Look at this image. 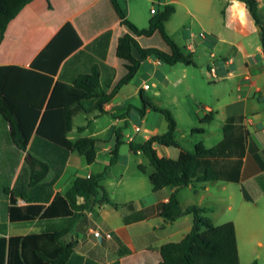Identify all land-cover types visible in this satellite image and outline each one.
Listing matches in <instances>:
<instances>
[{"label": "trees", "instance_id": "16d2710c", "mask_svg": "<svg viewBox=\"0 0 264 264\" xmlns=\"http://www.w3.org/2000/svg\"><path fill=\"white\" fill-rule=\"evenodd\" d=\"M29 1L0 0V42L9 21ZM110 1L125 28L113 51L118 58L116 67L101 62L79 73L71 82L54 80L61 61L83 43L71 21L59 29L28 67L0 65V113L11 122V136L20 149L26 150L32 139L27 158L30 168L28 188H36L50 172L56 176L61 173L72 151L84 155L88 163L96 161L99 139L93 136L72 139L69 134L74 117L92 109L104 113L105 105L113 99L116 91L137 74L142 59L152 57L168 64H196L193 53L185 51L186 46L183 48L167 30L166 23L176 11L172 3L164 4L161 10L156 8L147 25L139 26L129 18L122 0ZM241 1L262 27L260 40L264 52V22L259 15V2ZM49 6H52L50 0ZM158 43L163 48L155 46ZM134 47L140 57L134 54ZM101 66L107 68V74L103 75ZM15 69L19 71H11ZM141 99L139 113L144 115L148 107L161 112L167 128L142 141H129L130 149L148 157L153 169L148 172L144 164H139V168L148 172L153 190L173 189L169 199L162 203L164 223L190 213L193 224L180 240L168 241L158 248L148 247L136 253V258L143 260V264H241L235 222L215 223L206 215L209 205L191 203L183 206L178 191L184 186L196 188L217 180L240 181L250 135L245 116H227L222 124V138L215 145L198 141L190 150L177 139L178 123L171 109L154 104L144 94ZM215 113L210 110L199 117V121L211 122ZM192 131L204 133L206 127L197 126ZM116 133L110 165L117 161L119 146L124 141L122 134ZM155 144L177 147L179 153L175 157L160 155ZM104 175L105 172L76 175L67 190L57 191L54 195L53 188L49 187L45 190L48 204H19V197L28 198L27 190L14 186L9 198L10 221H53L58 218L64 221L43 224L39 230L26 234L8 235L7 223H3L0 217V264H99L79 254L76 241H66L64 235L96 205H117L102 185ZM250 264L264 262L254 260Z\"/></svg>", "mask_w": 264, "mask_h": 264}, {"label": "crops", "instance_id": "0c3cea01", "mask_svg": "<svg viewBox=\"0 0 264 264\" xmlns=\"http://www.w3.org/2000/svg\"><path fill=\"white\" fill-rule=\"evenodd\" d=\"M172 1L180 2V0H163V4L173 3ZM215 1L192 0L191 5L190 3L186 4V12L196 18L200 14L206 15L211 22H214V10L212 8L216 5ZM224 1L225 4L223 5L222 12L226 22L224 25L227 26L226 29H217L210 24L204 26L206 31H204L205 35L200 36L201 41L198 42L200 45L195 40L196 49H190L189 43H193V40L191 39V34H189L186 48L187 52L194 53L198 50L199 46L204 45V41H208L211 45L215 44V46L219 42L232 44L230 55L224 54L218 57L215 53L211 55L213 56V65L217 66L219 74L221 76L226 75L224 78L235 79L238 90L236 97L228 103L224 120L229 115L243 114L250 132L248 148L244 157L239 181L241 185L243 184V201L247 203L243 208V212L239 215L245 222V241L241 239L237 220L231 219L236 225L241 264H250L254 260L264 262V142H260L261 145L255 141L251 144L252 132L250 130V125L256 126V131L258 132H263L264 130V52L260 40L262 27L259 28V24L255 22L243 1ZM50 2L51 7L49 6V0H31L9 21L4 32V37L0 42V65L11 64L28 67L59 29L67 21H71L78 30L83 43L61 61L58 71L54 75V80L61 79L65 82H71L79 73L88 71L101 62H105L112 67L117 66L118 58L114 55L113 51L118 36L125 28L121 24L120 17H118L110 0H50ZM258 2L259 15L264 22V0H258ZM216 13L217 9H215ZM128 16L130 18V13H128ZM131 20L134 21L135 19ZM134 22L139 25L137 21ZM237 32L249 38V42L246 43L244 39L234 37ZM138 39L141 41L140 38ZM251 39L256 43L254 48L249 45ZM133 51L137 57H140L135 47ZM229 59H232V61L229 62ZM144 63L154 64L152 73H149V69L144 68ZM160 63L164 62L152 57L142 59L140 69L133 79L123 84L116 91L113 99L105 105L106 111L104 113L112 112L114 115L113 132L116 136L118 121L126 116L114 111L115 108L128 105V113H139L138 107L142 104H129L128 102L141 99L142 94L158 105L152 100L153 97L147 94V91L151 88L148 79L153 73H156L155 65ZM186 65L192 64H184V66ZM101 69L103 75L107 74V68L101 66ZM181 69L183 71L186 70L185 67ZM11 71L19 70L15 69ZM163 77L165 82L171 81L169 73H164ZM183 77H185V74H183ZM145 84H149V86L145 87ZM159 92V89L155 90V94ZM139 101L142 102V99ZM210 110L214 109L205 107V113ZM151 111L153 109L148 107L144 115L139 113L141 120H145ZM85 113L89 118H96L103 114L97 109H92ZM134 126L136 129V126L139 125L135 124ZM205 127L207 129V126ZM139 130H141V127ZM148 130L151 133L146 134L144 139L153 134L160 133L155 128H148ZM11 131V122L0 113V217L3 223H7L8 235L26 234L39 230L43 224L63 222L64 220L61 218L54 219L53 221L36 219L34 221L12 222L9 219L8 213L9 198L11 189L17 185L21 190L26 189L28 196L27 199L19 197V204L30 202L48 204L49 201L45 197L46 189L49 187L53 188V195L57 191L63 192L66 190L64 189V184L66 183L65 176L70 169L75 151L70 153L61 173L56 176L53 172H50L45 179L37 184L36 188H28L30 168L27 158L29 157L28 150L32 139L29 141L26 150L20 149L16 142L13 141ZM34 131H36V128H34ZM119 132L122 134V131ZM250 144L253 145L252 153ZM98 145L99 149L108 150L112 155L114 154L111 151L113 148L111 145L107 143H101V145L98 143ZM155 148L160 155L174 156L169 153L168 146L155 144ZM178 153L179 148L177 155ZM39 158L43 160V157ZM36 166L40 167L39 165ZM90 173L94 172L86 171L79 175L89 176ZM209 186L210 182L196 188L192 187V185L186 187L193 190L200 188L207 190ZM162 190L163 188L154 190L158 191V193L160 192L161 195L155 192L153 204L141 200L139 204H135V201H132L131 204H120L111 198L117 205L109 203L96 205L100 208L99 214L93 216L94 208L86 211L73 229L64 235V238L66 241L75 240L77 252L99 264H112L114 262L117 264H143V260L136 258V253L148 247L158 248L168 241L180 240L190 231L193 224V216L190 213L183 214L174 221L164 223L161 215L162 203L169 199L173 189L169 188V192H163ZM204 198L205 196L203 195L197 204L207 205L201 203ZM181 203L183 206L189 205L184 204L182 201ZM107 205L115 207L114 210H108L106 208ZM12 223H28L29 228L19 233H13L11 231ZM95 230H100L101 235H95ZM107 232H111V236H107ZM242 243L244 245L243 252Z\"/></svg>", "mask_w": 264, "mask_h": 264}, {"label": "rangeland", "instance_id": "374dc122", "mask_svg": "<svg viewBox=\"0 0 264 264\" xmlns=\"http://www.w3.org/2000/svg\"><path fill=\"white\" fill-rule=\"evenodd\" d=\"M192 0H180L173 2L176 11L170 16L167 21V28L174 39L184 48L187 45V37L191 34L194 49H196V41H201V32L206 31L204 26L213 25L217 29H226L227 26L222 8L225 4L224 0H216L214 10V22H211L209 17L200 14L199 17H192L186 12V4L191 5ZM127 10L130 13V19H135L139 25H147L149 18L152 16L151 8L163 9V0H122ZM193 7V6H192ZM215 9L217 13L215 14ZM212 15V14H211ZM242 38L246 43L249 38L237 32L234 36ZM196 40V41H195ZM191 43H189L190 45ZM200 45V43L198 44ZM251 47H255L256 43L251 39L249 43ZM159 48H163L161 44H155ZM218 46V48H217ZM217 46L211 45L208 41H204V45L199 46L198 50L193 53L196 65H186L184 63L168 64L160 63L155 65L156 73L148 79L151 88L147 91L153 101L158 105L171 109L178 123L177 139L180 144L187 149L193 150L194 145L198 141H203L205 144L215 145L222 137V123L228 108V103L231 102L238 92L235 79L224 78L226 75L218 78H213L209 74V66L214 64L212 53L218 56L230 55L232 44L228 42H219ZM252 48V49H253ZM187 51V48H184ZM229 59L228 61H230ZM145 64V63H144ZM154 64H145L144 68L149 69L152 73ZM185 67L183 71L181 68ZM216 70L217 66H216ZM169 73L171 81H164L163 74ZM185 72V73H183ZM185 74V77H183ZM180 78V80H178ZM224 78V79H222ZM160 92L155 94V90ZM139 100H141L139 98ZM134 100L128 103L142 104L141 101ZM257 102V101H255ZM128 105L115 108L114 111L126 116L118 121L116 131H122L123 142L119 146V154L117 161L110 165L109 161L112 153L108 150L99 149L96 161L88 163L85 156L75 151L71 161V166L66 174V183L64 189H68L75 175L93 171L94 173L105 172L102 185L108 191L110 197L120 204H135L145 201L153 204L155 192L158 195L161 193L154 191L152 183L149 179L148 172L153 167L150 165L149 159L143 153H135L130 149L129 136L132 135V140L142 141L146 134L151 133L148 128H155L161 133L166 130L167 123L164 115L156 110L151 111L145 120H141L139 113L129 112ZM205 107H211L216 111L215 119L208 123H201L199 117L204 116ZM252 116V115H251ZM263 118V117H262ZM114 115L112 112L103 113L96 118H89L85 112L78 114L74 118L73 128L70 132L72 139H77L82 136L96 137L98 143H107L112 147L116 143V135L113 132ZM264 121V118H263ZM139 125L141 130H136L134 125ZM207 126L206 132H193L192 129L197 126ZM252 132L251 144L255 141L260 144L264 142L263 132L256 131V126L250 125ZM250 144V145H251ZM177 147H169L171 155H177ZM253 145H251V153ZM139 164H144L148 172H143L139 168ZM242 186L240 182L233 181H213L210 182L209 189L200 188L198 190L190 189L186 186L180 188L179 197L184 204L199 203L203 195V204L209 205V210L206 215L210 216L214 222L223 223L231 219H236L240 229L242 241H245V222L239 215L243 212V208L247 204L242 195ZM163 192H169V187H164ZM157 197L159 198V196ZM160 204V203H159ZM108 210H114L115 207L107 205ZM100 208L95 206L93 216L99 214ZM91 216V215H88ZM89 218V217H87ZM28 223H12L11 231L19 233L25 231L29 227ZM244 245L242 243V252Z\"/></svg>", "mask_w": 264, "mask_h": 264}, {"label": "built area", "instance_id": "2783aa9c", "mask_svg": "<svg viewBox=\"0 0 264 264\" xmlns=\"http://www.w3.org/2000/svg\"><path fill=\"white\" fill-rule=\"evenodd\" d=\"M155 11H156V8L153 7L152 8V12H155ZM200 35L203 36V35H205V33L204 32H201ZM189 48L192 49V50H194V45L191 43L189 45ZM224 61H226V60H224ZM230 61H232V59ZM208 71H209L210 76L213 77V78H218V77L221 76V74H219V72L216 70V65L210 66ZM148 86H149V84H145V87H148ZM139 129H140V127L139 126H136V130H139ZM132 138H133L132 135H130L129 136V139L132 140ZM94 234L97 235V236L101 235L100 230H95L94 231ZM106 235L107 236H111V232H107Z\"/></svg>", "mask_w": 264, "mask_h": 264}, {"label": "water", "instance_id": "95a60500", "mask_svg": "<svg viewBox=\"0 0 264 264\" xmlns=\"http://www.w3.org/2000/svg\"><path fill=\"white\" fill-rule=\"evenodd\" d=\"M259 28H261V25L259 24Z\"/></svg>", "mask_w": 264, "mask_h": 264}]
</instances>
